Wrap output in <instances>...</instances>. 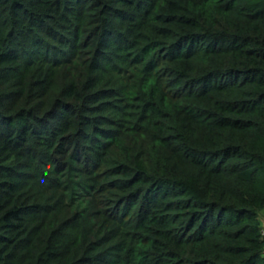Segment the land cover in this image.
Here are the masks:
<instances>
[{
    "label": "trees",
    "instance_id": "16d2710c",
    "mask_svg": "<svg viewBox=\"0 0 264 264\" xmlns=\"http://www.w3.org/2000/svg\"><path fill=\"white\" fill-rule=\"evenodd\" d=\"M264 0H0V264H264Z\"/></svg>",
    "mask_w": 264,
    "mask_h": 264
},
{
    "label": "built area",
    "instance_id": "2783aa9c",
    "mask_svg": "<svg viewBox=\"0 0 264 264\" xmlns=\"http://www.w3.org/2000/svg\"><path fill=\"white\" fill-rule=\"evenodd\" d=\"M261 234L263 235L264 237V224H262V228H261ZM263 253H264V250H263Z\"/></svg>",
    "mask_w": 264,
    "mask_h": 264
},
{
    "label": "crops",
    "instance_id": "0c3cea01",
    "mask_svg": "<svg viewBox=\"0 0 264 264\" xmlns=\"http://www.w3.org/2000/svg\"><path fill=\"white\" fill-rule=\"evenodd\" d=\"M262 223L264 224V218H263V220H262Z\"/></svg>",
    "mask_w": 264,
    "mask_h": 264
}]
</instances>
